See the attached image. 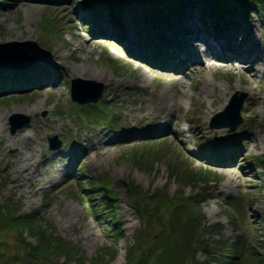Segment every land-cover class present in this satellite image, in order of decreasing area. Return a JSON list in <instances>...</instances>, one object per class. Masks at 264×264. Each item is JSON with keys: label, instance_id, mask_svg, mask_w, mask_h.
Returning a JSON list of instances; mask_svg holds the SVG:
<instances>
[{"label": "rangeland", "instance_id": "1", "mask_svg": "<svg viewBox=\"0 0 264 264\" xmlns=\"http://www.w3.org/2000/svg\"><path fill=\"white\" fill-rule=\"evenodd\" d=\"M19 1L6 0L7 4L0 5V48L7 50L5 52L20 48L35 60H28V64L19 69L4 67L0 71L10 73L11 77L10 83H6L8 86L5 84V88L0 89V110H9L5 118L0 119V204L9 198L18 204L20 214L38 211L52 222L55 233L79 248L85 258L84 264H92L91 258L98 252L110 253L109 246L116 250L115 256L104 264H124V249L133 242L140 224L139 210L143 209H135L127 185H138L148 193L157 189L168 195L179 191L185 195L201 193L199 198L204 199L200 203L202 225L212 226L207 229L211 247L218 240L234 243L238 254L252 250L253 244L264 252V246H259L260 240L264 242L262 11L253 8L248 12L247 26L239 24L235 36L246 55L241 59L242 65L252 62L254 68L252 87L259 99L253 107L254 112H250L246 104L251 91L239 83L237 71L218 57L207 55L210 59L205 64L210 68L198 63L197 66L203 68L201 75L190 71V76L177 85L176 75L167 81L153 66L132 60L124 48L110 39L89 38L94 32L93 26L83 29L88 19L84 14L87 0H40L30 5L29 17L26 14L28 5H20ZM101 1L89 0L88 11L125 17L127 30L133 31L134 41L138 43V52L145 56L147 49L141 44L140 32L148 35L153 26H163L166 33H170L167 27L171 21L180 17L189 5L197 13L210 10L208 5L200 8L186 1L181 9L172 10L169 20L164 21L140 5L142 9L137 6L134 12V9L125 10L118 0H108V9L101 6ZM231 18L226 15L223 20L216 21L231 23ZM193 30L198 32V24ZM41 63L55 79L54 85L33 92V83L31 87L14 83L19 82L13 77L15 73ZM84 64L102 70L104 77L98 80L82 77L75 67ZM73 77L101 83V100L94 104L73 103L69 96V82ZM210 82L215 87L212 93L208 87ZM13 84L23 90L16 91ZM167 84H174V90L179 88L183 94L171 101L172 105L160 110L153 107L151 96ZM207 89L208 93L204 91ZM237 90L246 92L240 125L233 131L210 128L211 116L222 110ZM224 97L225 103L217 109ZM212 98L219 101L210 104ZM35 100L43 101L39 112L26 113ZM10 109L23 110L20 113L30 118L26 126L14 133L9 132L7 118L17 111ZM18 133L28 136L31 143L24 144L22 139L13 141ZM213 133L222 135L217 144L212 142ZM54 134L62 144L59 149L50 150L47 138ZM226 142L235 143V147ZM17 148L19 153L14 152ZM137 157L141 161L136 165L133 159ZM171 168L206 169L215 181L202 184L191 180L179 188L178 181L169 177ZM81 171L86 177L79 175ZM24 172L30 176L24 177ZM241 173L252 180V185L243 183ZM106 179L116 201L113 208H117L112 215L122 232L115 246L114 237L109 236L117 231L107 219L111 214H95L101 207L94 206L93 210L89 197L80 191V183L84 180ZM228 197L242 201L244 218L238 224V231L228 223L221 209ZM167 220L163 214V221ZM26 239L33 241L30 237ZM214 249L217 247L210 248ZM194 254L199 261H212L200 249Z\"/></svg>", "mask_w": 264, "mask_h": 264}, {"label": "trees", "instance_id": "2", "mask_svg": "<svg viewBox=\"0 0 264 264\" xmlns=\"http://www.w3.org/2000/svg\"><path fill=\"white\" fill-rule=\"evenodd\" d=\"M123 6L135 7L140 5L149 11L155 12L166 18L172 10L183 7L184 2L196 1L209 4L211 10L219 16L225 14L237 15L247 22V15L253 8H258L264 15V0H119ZM7 4L6 0H0V5ZM105 5L104 1L102 3ZM0 51H5L0 48ZM140 157L133 159L137 165ZM80 176L86 173L79 172ZM169 177L177 180L179 188L188 185L190 181L202 184L213 183L215 179L209 176V171L202 169L180 168L170 169ZM107 181L97 183L83 181L80 183V191L89 197V203L93 207L100 208L95 214H111L108 220L114 224L117 231L109 236L114 237L113 245L122 235L120 226L114 215L113 207L107 210L106 205L114 206L111 192L108 190ZM130 199L139 201L143 209L139 210V229L134 235L133 242L124 249V264H264V252L259 251L253 244L250 251L238 252L234 243L219 242L211 251L208 242L207 229L212 226L202 225L203 217L200 213V203L204 200L201 193L185 195L181 191L168 195L165 191L157 189L148 193L140 189L138 185H127ZM140 199V200H139ZM109 203V204H105ZM241 200L233 198L226 200L221 209L227 216L232 228L239 230L238 224L243 217ZM163 214L168 217L163 221ZM165 227H168L166 230ZM30 237L33 241L26 238ZM259 246H264L260 240ZM79 248L71 241L55 233V227L50 220L41 216L38 211L28 214H20L17 203L7 199L0 204V264H84V256ZM110 253L98 252L92 257V264H104L115 256V249L108 247ZM200 249L208 254L212 261H199L194 254ZM249 249V248H248Z\"/></svg>", "mask_w": 264, "mask_h": 264}, {"label": "bare ground", "instance_id": "3", "mask_svg": "<svg viewBox=\"0 0 264 264\" xmlns=\"http://www.w3.org/2000/svg\"><path fill=\"white\" fill-rule=\"evenodd\" d=\"M38 1L40 0H20L18 4L28 5L26 14L29 17L28 12L32 11V7H30V5L38 3ZM93 13L94 16L92 17V26L94 32L92 35H90L89 38L110 39L113 44L119 45L124 48L125 51L128 52V55L132 60L139 62L140 65H147L149 67L153 66L155 70L157 69L161 73L163 78L167 79V81H169L176 75L177 85H181V83L183 82L182 80L185 79V77L190 76V71L196 72V74L201 75V73L203 72V68L207 67L205 63L208 62L210 58H208V56L204 52L195 51L196 44H198L195 42V39L200 38L203 40H208V30L210 31V33H215L218 36H222L223 38H225L222 41H219L218 37L210 36L207 49L211 54V58L218 57L221 60L225 61L227 63V66H232L237 71L239 75V83L244 85L247 89H249V91H251V94L249 95L248 105L246 104V106L248 107L250 112H254L253 107L255 106L259 98L253 93V64L252 62H249L247 66L242 65L241 59L243 56H246L245 51L244 49L239 47L240 42L237 40V38H235L234 35L228 34L230 21L218 22L216 21L215 17L209 16V22L205 21L202 24L201 31L194 32L193 29L198 24V13L196 9L189 6L180 17H176L173 21H171L172 24L167 27L169 28L167 30H171L170 33H166L163 26H151L153 29H151L147 35L149 39L147 37H144V42L149 43V47L146 48L147 51L150 53V41H152L154 45L159 47L169 45V47H171L169 52H173V55L167 54L168 61L161 64L159 61L157 62L156 57L152 56L151 58H149L147 55L145 56L144 54L138 52V43L134 41L135 35L133 34V31L131 32L127 30L128 21L125 17L119 18L118 16L113 15H103L97 10H95ZM236 35H238V33ZM76 44H74L75 48L77 47ZM147 51L146 54L148 53ZM203 51H205V48ZM188 55H190V62H183L187 60ZM198 63H201L203 65V68L197 66ZM207 68H210V66ZM75 70L80 71V74L84 78H93L98 80V78L104 77L102 70H98L95 67L89 66L88 64L81 65L79 68L75 67ZM15 74L23 79H28L29 87H31V84L33 83V92H38L39 89L52 86L55 83V79L42 63L34 64L32 66L21 69L20 72H17ZM8 75H10V73L8 72L0 73V76L3 78L7 77ZM203 79L206 82L205 76L203 77ZM211 84L212 83L210 82L208 87H210L209 90L212 93L215 87L211 86ZM173 86L174 84H167L155 90L154 94L151 96L152 100L154 101L153 107L161 110L169 106V104L172 105L171 101H176L177 96H181L183 94L178 90V87V89L174 90ZM209 90L207 89L204 91L208 93ZM225 100L226 97H224V100L221 103L217 104L216 108L220 109L225 103ZM218 101L219 100L217 98H212L210 104L217 103ZM42 104L43 101L35 100L31 102L30 107L26 109L25 112L28 114H36L39 112ZM10 110H15L18 113L23 112V110L19 109ZM8 112V109L0 110V119L5 118ZM187 129L188 128H186V130ZM19 139L24 140V144L31 143L29 137L23 133H18L15 137H13L12 140L16 141ZM14 152L19 153V149L17 148ZM23 176L29 177L30 175L24 172ZM241 177L245 185H252V180L246 178L244 173H241ZM126 216L127 214H125L124 217L126 218Z\"/></svg>", "mask_w": 264, "mask_h": 264}, {"label": "water", "instance_id": "4", "mask_svg": "<svg viewBox=\"0 0 264 264\" xmlns=\"http://www.w3.org/2000/svg\"><path fill=\"white\" fill-rule=\"evenodd\" d=\"M34 58L35 57L29 56L19 48L9 53H1L0 67L10 65L12 67L20 68L28 64V60H34ZM70 84V97L73 101H76L79 104L96 102L102 95V84L94 80L76 77L71 80ZM245 96V92H234L224 109L215 113L211 117L210 126L229 127V130H234L242 121L240 109ZM8 122L10 124L9 131L13 133L17 129L27 125L29 123V117L24 116L21 113H13L8 117ZM48 143V147L51 150L58 149L61 145V141L56 135L49 137ZM136 207L139 208V203H136Z\"/></svg>", "mask_w": 264, "mask_h": 264}]
</instances>
